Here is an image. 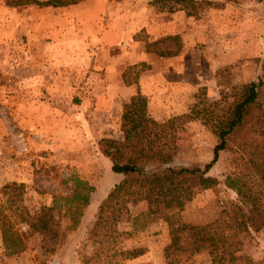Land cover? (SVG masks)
<instances>
[{
    "label": "rangeland",
    "instance_id": "obj_1",
    "mask_svg": "<svg viewBox=\"0 0 264 264\" xmlns=\"http://www.w3.org/2000/svg\"><path fill=\"white\" fill-rule=\"evenodd\" d=\"M10 1L0 0V219L8 217L26 235L24 250L12 255H5L0 238V264H168L169 224L140 215L147 210L142 196L113 201L96 225L98 206L122 179L97 142L121 139L122 104L129 97L107 98L106 64L122 67V82L143 97L155 121L180 116L164 127L170 165L202 168L217 141L211 125L231 105L233 89L260 79L264 106V0H207L214 5L199 7L185 1L174 11L167 9L171 1L77 0L59 7ZM146 48L177 53L160 56ZM140 76L149 80L145 93ZM47 100L60 110L57 118L61 111L82 112L86 125L59 120L55 136L66 132L71 142L54 149L38 144L34 129L45 112L38 104ZM187 114L192 117H181ZM71 175L92 185L89 204L74 229L61 219V240L54 252H43L41 235L19 222L20 211L31 215L53 196L69 194ZM208 175L217 184L193 188L171 218L184 226L176 232L177 249L186 250L177 264H212L206 250L190 251L188 226L223 223L234 264H264V226L239 228L246 205L225 185L227 177H238V184L253 186L246 158L230 144Z\"/></svg>",
    "mask_w": 264,
    "mask_h": 264
},
{
    "label": "trees",
    "instance_id": "obj_2",
    "mask_svg": "<svg viewBox=\"0 0 264 264\" xmlns=\"http://www.w3.org/2000/svg\"><path fill=\"white\" fill-rule=\"evenodd\" d=\"M77 0H15L11 5L35 4L37 6L59 7L73 4ZM161 1H171L167 7L174 11L183 6L185 1L200 5L212 6L207 0H151L150 5ZM264 2V1H263ZM174 4V5H173ZM149 45L148 42H146ZM160 56H173L175 52L164 53L150 50ZM262 81H251L232 92L233 101L223 115L217 116L212 123V130L217 138L212 149V158L202 168H174L170 165L172 154L167 151L170 143L164 135L167 122L178 120L173 117L166 122H157L147 113L143 97L136 92L122 104L120 116L121 139L101 137L97 146L100 153L111 163V170L121 174L122 179L116 183L98 206L96 225L99 223L106 208L113 201L126 199L130 196H142L146 201L147 210L140 215L161 217L170 228V244L164 250L168 264H177L179 255L185 249H177L179 236L176 233L184 226H174L172 216L175 211L183 208L191 200L192 189L195 187L210 188L217 184L216 177L208 175L209 170L217 162L219 153L234 144L246 158L250 169V177L254 178L253 186L244 187L238 184V177H227L226 186L234 191L246 210L239 214L238 226L242 230L258 231L264 226V106L259 101ZM191 118V114L182 115ZM155 167L151 170L150 168ZM67 181L71 184L70 193L55 195L50 205H42L36 212L29 215L20 211L19 222L24 223L29 233L41 235L43 252L52 253L62 238L61 219L66 218L70 228H75L89 204L93 187L86 180L71 175ZM10 185H15L11 183ZM256 189H255V188ZM224 224V225H223ZM216 226H188L192 240L190 251L206 250L212 264H234L236 256L229 246L225 233L226 224ZM211 230L213 231L211 233ZM26 233L15 227L14 221L6 216L0 219V238L5 255L17 254L24 250ZM128 253L133 256L135 250ZM180 262V261H179Z\"/></svg>",
    "mask_w": 264,
    "mask_h": 264
},
{
    "label": "crops",
    "instance_id": "obj_3",
    "mask_svg": "<svg viewBox=\"0 0 264 264\" xmlns=\"http://www.w3.org/2000/svg\"><path fill=\"white\" fill-rule=\"evenodd\" d=\"M121 68L122 67L119 64L117 65V62H108L106 64V69L104 72V79L106 80V82H105V86L104 87L102 86V90L107 89L108 91H112V92L111 94L107 93L110 94L109 97H107L108 95L107 96L103 95L102 99L105 98V96L108 99H112L115 97L119 98L121 96L122 98L125 99L128 96L130 97L136 94L137 91H135L134 88L126 86L124 85L125 82L124 83L122 82ZM148 81L149 80L148 78H146V76L144 77L140 76L138 80V88L140 90V93H145V87L148 86ZM152 82H154V80H152ZM38 108L45 109V112L40 114L39 118L35 121V125L37 126L34 127V129L37 131L38 144H41L42 147H50L51 149H54V147H57L58 144L61 145L64 142H71L66 132H63L55 136L56 123L60 122L59 120H62L64 124H68V122H71V125H73L72 121L74 119H79L80 126L83 128L86 126L85 123H82L84 121L82 112H80V114H78L77 112L76 114H73L70 113L69 111H65L64 113L63 111H61L62 113L59 114V118H57L56 116L58 115V112L60 110H58V108L54 105L52 100L51 101L47 100L42 104L41 103L38 104ZM81 127L80 129L74 130V132L76 133L82 132L84 129ZM58 133L59 132L57 131L56 134ZM79 138L81 139L82 136H80ZM85 138H88V135H85ZM73 140L74 139H72V142Z\"/></svg>",
    "mask_w": 264,
    "mask_h": 264
}]
</instances>
